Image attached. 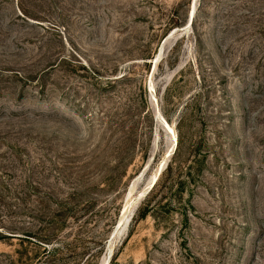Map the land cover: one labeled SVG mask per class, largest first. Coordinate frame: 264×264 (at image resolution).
<instances>
[{
	"label": "rangeland",
	"instance_id": "rangeland-1",
	"mask_svg": "<svg viewBox=\"0 0 264 264\" xmlns=\"http://www.w3.org/2000/svg\"><path fill=\"white\" fill-rule=\"evenodd\" d=\"M0 264H264V0H0Z\"/></svg>",
	"mask_w": 264,
	"mask_h": 264
},
{
	"label": "trees",
	"instance_id": "trees-1",
	"mask_svg": "<svg viewBox=\"0 0 264 264\" xmlns=\"http://www.w3.org/2000/svg\"><path fill=\"white\" fill-rule=\"evenodd\" d=\"M178 149V148H177ZM177 151L175 152V154ZM59 209L55 210V215L52 218L54 221V228L53 232L51 233L50 237L39 239L38 245L41 249H43V253H46V255L50 256H56L58 252L60 251L62 246L61 244H57L56 246L49 247L50 244H55V240L57 239L58 233L63 228L64 224L63 222L67 220V211L68 209L64 205H60ZM147 213L143 214V217L146 216ZM42 253V252H41Z\"/></svg>",
	"mask_w": 264,
	"mask_h": 264
},
{
	"label": "bare ground",
	"instance_id": "bare-ground-1",
	"mask_svg": "<svg viewBox=\"0 0 264 264\" xmlns=\"http://www.w3.org/2000/svg\"><path fill=\"white\" fill-rule=\"evenodd\" d=\"M191 13H192V12H191ZM193 14H194V13H193ZM193 14H192V16H193ZM192 16H190V20H189L190 23L192 22V19H193ZM128 222H129V219H128L127 221H125V222L123 223V225L125 226L126 224H128Z\"/></svg>",
	"mask_w": 264,
	"mask_h": 264
}]
</instances>
